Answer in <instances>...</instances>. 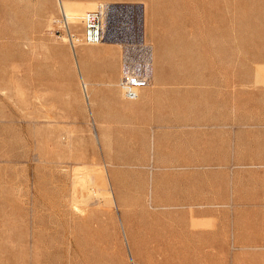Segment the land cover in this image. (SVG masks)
I'll list each match as a JSON object with an SVG mask.
<instances>
[{
    "label": "rangeland",
    "instance_id": "rangeland-1",
    "mask_svg": "<svg viewBox=\"0 0 264 264\" xmlns=\"http://www.w3.org/2000/svg\"><path fill=\"white\" fill-rule=\"evenodd\" d=\"M100 2L144 9L136 99L118 43L54 21ZM103 172L113 202L80 180ZM175 242L162 264H264V0H0V264H158Z\"/></svg>",
    "mask_w": 264,
    "mask_h": 264
},
{
    "label": "built area",
    "instance_id": "built-area-1",
    "mask_svg": "<svg viewBox=\"0 0 264 264\" xmlns=\"http://www.w3.org/2000/svg\"><path fill=\"white\" fill-rule=\"evenodd\" d=\"M143 15L142 4L100 2L99 7L85 13L81 37L68 31L69 23L62 13L55 22L73 44L75 37L90 45L103 40L120 43V86L125 98L136 99L152 84L155 74L154 45L145 35Z\"/></svg>",
    "mask_w": 264,
    "mask_h": 264
},
{
    "label": "bare ground",
    "instance_id": "bare-ground-1",
    "mask_svg": "<svg viewBox=\"0 0 264 264\" xmlns=\"http://www.w3.org/2000/svg\"><path fill=\"white\" fill-rule=\"evenodd\" d=\"M89 11V10H88ZM87 12V11H86ZM85 12V13H86ZM62 15H63V17L66 19V21H68L67 23H69V25H68V31L69 32H71L72 33V35H74V34H76V33H74L72 30H71V22L72 23H77V22H83V20H84V15H85V13H84V10L82 9V10H74V11H66V10H64V9H62ZM58 19L59 18H56L54 21H58ZM83 25H84V22H83ZM78 38H80V37H78ZM64 39H66L67 41H70V43H71V46L73 47V48H75L76 47V45L78 44V43H81V42H79V40L75 37V39L73 40L74 41V44L72 43V40L71 39H69L68 37H66L65 36V38ZM76 40H78V41H76ZM103 42H116V41H107V40H103L102 42H99V43H97V44H100V43H103ZM91 45H96V44H91ZM118 45H120V43H118ZM121 46V45H120ZM74 50V49H73ZM75 53V52H74ZM81 71H82V69H81ZM80 71V72H81ZM84 74V73H83ZM81 77H82V81H83V86H84V89H85V91L87 92V93H89V87H88V81H86V80H84V77H83V75L81 74ZM87 77V76H86ZM86 79V78H85ZM153 82H154V80H153ZM153 82H152V84H153ZM119 84H120V78H119ZM151 84V85H152ZM150 85V86H151ZM150 86H148V87H150ZM147 87V88H148ZM92 89V88H91ZM104 175H106V172H105V174ZM107 176V175H106ZM104 178V177H103ZM78 179V178H77ZM105 180V181H104ZM97 181L98 180H96V184H97ZM100 181V180H99ZM101 182V181H100ZM76 183V182H75ZM102 183H103V185H101V186H103L104 187V189L106 190V192H107V194H109V195H113V189H112V185H111V183H110V181H108V180H106V178H104L103 180H102ZM75 186V185H74ZM84 188V187H83ZM82 188V189H83ZM85 189V188H84ZM84 189H83V192H84ZM88 189V188H87ZM75 190V189H74ZM76 192H77V190H75ZM79 191V190H78ZM95 191L96 190H93V192L90 190V192L92 193V194H94L95 193ZM88 192H86V194H87ZM106 194V195H107ZM83 195V194H82ZM90 195V194H89ZM89 195H87L88 197H89ZM96 195V194H95ZM109 195H107V196H109ZM111 201L113 202V199H114V197L112 196L111 197ZM109 200V199H108ZM78 207V206H77ZM79 209V208H78ZM161 251V253H163V256H162V258L160 259V261H159V263L158 264H162L163 262H164V260H165V256L167 255V252H169V249L168 248H166V251H163L162 252V249L160 250ZM159 257V256H158ZM165 262H168V260H165Z\"/></svg>",
    "mask_w": 264,
    "mask_h": 264
},
{
    "label": "crops",
    "instance_id": "crops-1",
    "mask_svg": "<svg viewBox=\"0 0 264 264\" xmlns=\"http://www.w3.org/2000/svg\"><path fill=\"white\" fill-rule=\"evenodd\" d=\"M101 44V43H100ZM96 45H98V44H96ZM89 51H90V49H87V48H85V50L84 49H81V50H78V55L79 54H81V53H88L89 54ZM82 63V62H81ZM84 68H85V66H84ZM86 70V69H85ZM90 79V78H89ZM91 81V80H90ZM94 90V89H93ZM85 92V94H86V98L90 101V99H91V93L89 92V93H87L86 91H84ZM105 174V172H103L99 177H96L95 175H89L87 178H85V177H82L80 180L82 181H84L83 183V185H85V183L87 184V183H93V182H96V180H98L97 181V185H98V189H96L97 191H99L101 194H103V195H105L106 196V198L107 199H109L108 201H111L112 199H111V197L113 196L114 197V191H113V195L111 196H107L106 194H107V192H106V190L104 189V187L103 186H101V185H103V183H102V180L104 179V178H106V180H108L109 181V179H108V174L106 173V175H104ZM104 177V178H103ZM101 182H100V181ZM79 181V179H75V182L77 183ZM105 181V180H104ZM75 183V186L74 187H76V184ZM85 188V189H84ZM83 189H84V192H83V195H86V192H88L87 193V195H89V196H91V192H90V190L89 189H87L86 187H84ZM75 190H77V192H76V194H78V189L77 188H74ZM112 189H113V187H112ZM75 190H74V192H75ZM75 194V195H76ZM190 244V243H189ZM186 246L187 245V243H179V242H175V243H171V248L173 249V250H170L169 248V252H167V255L164 257L165 259H172V255L174 254V248H175V246H177V248H178V246L180 247V246ZM183 246V247H184ZM201 247V246H200ZM182 250H184V249H182Z\"/></svg>",
    "mask_w": 264,
    "mask_h": 264
}]
</instances>
